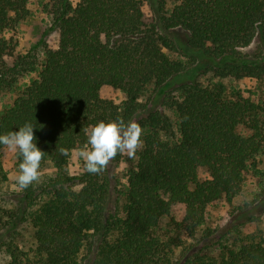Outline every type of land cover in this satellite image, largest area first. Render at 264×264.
Masks as SVG:
<instances>
[{
  "label": "trees",
  "instance_id": "trees-1",
  "mask_svg": "<svg viewBox=\"0 0 264 264\" xmlns=\"http://www.w3.org/2000/svg\"><path fill=\"white\" fill-rule=\"evenodd\" d=\"M32 1L0 0V91L19 89L0 112V134L31 123L44 151L41 166L55 173L24 189L23 218L35 229V245L12 250L13 261L264 264V236L242 237L238 227L246 218L235 213L238 240L217 256L181 236L164 240L156 232L180 205L176 227L194 237L209 207L222 199L232 203L246 173L258 171L264 101L200 76L264 75V0H44L57 45L42 38L17 52L8 33L30 14ZM253 44L256 51L246 52ZM104 86L122 91L125 101L102 97ZM118 118L143 129L123 191L114 183L125 154L98 175L83 162L78 173L69 171L73 152L87 142L84 128Z\"/></svg>",
  "mask_w": 264,
  "mask_h": 264
},
{
  "label": "rangeland",
  "instance_id": "rangeland-1",
  "mask_svg": "<svg viewBox=\"0 0 264 264\" xmlns=\"http://www.w3.org/2000/svg\"><path fill=\"white\" fill-rule=\"evenodd\" d=\"M78 1L73 0L74 3ZM43 3L44 0H33L29 6L30 14L22 18L8 33V37H13L14 41L18 43L17 52H27L42 38L51 46L57 45L59 34L49 30L51 22L43 10ZM144 11L146 18H149L151 12L147 5L144 6ZM245 51L254 53L256 44L246 48ZM8 61L11 62V58H8ZM29 79L30 76L21 81L20 89ZM211 79H221L229 87L241 90L244 95L255 101H264V75L259 79L252 77L220 78L214 72L209 71L200 76V80L204 83H208ZM18 90L0 91V112L13 103L19 94ZM101 95L118 104L125 101V94L110 86H104ZM167 112L171 114L170 111ZM75 152H73L69 164L71 174L80 171L82 162ZM133 159L125 154L123 161L115 168L116 181L114 184L120 191H123L127 185L128 170L133 164ZM19 163L17 152L5 147L2 151V167L0 169V264H16L12 258V250L18 248L29 251L35 245V229L30 220L23 218L24 207H26L22 204L25 197L24 189L21 190L15 180ZM40 171L42 175L39 182L55 173V169L49 164L42 165ZM201 175L202 177L207 176L203 170ZM39 182L36 183L39 184ZM247 209L250 210V213L249 211L243 212ZM234 213L246 218V221L238 227L242 237L247 235L264 236V153L258 157V171L246 173L245 181L232 203L222 199L209 207L206 222L198 229L194 237H187L185 231H179L176 227V221H181L183 218V210L180 205L173 207L170 216L161 219L156 232L164 240L181 236L185 242L197 244L203 248V252L217 256L222 252L224 244L235 243L238 240V235L232 231ZM180 248H177V253Z\"/></svg>",
  "mask_w": 264,
  "mask_h": 264
},
{
  "label": "clouds",
  "instance_id": "clouds-1",
  "mask_svg": "<svg viewBox=\"0 0 264 264\" xmlns=\"http://www.w3.org/2000/svg\"><path fill=\"white\" fill-rule=\"evenodd\" d=\"M34 128L31 123L26 122L18 130L0 134V145L22 157L15 176L21 190L41 180L40 167L44 151L37 146ZM84 133L87 142L76 150L75 155L82 160L84 168L91 174L102 173L118 154L135 158L142 147L143 129L135 120H100L84 128ZM59 151L64 156L69 155L68 149L60 148Z\"/></svg>",
  "mask_w": 264,
  "mask_h": 264
}]
</instances>
